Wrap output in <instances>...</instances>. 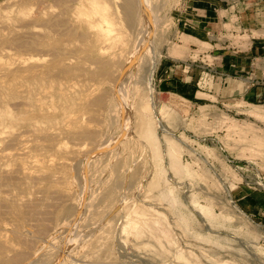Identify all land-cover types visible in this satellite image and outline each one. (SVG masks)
<instances>
[{
  "label": "rangeland",
  "instance_id": "374dc122",
  "mask_svg": "<svg viewBox=\"0 0 264 264\" xmlns=\"http://www.w3.org/2000/svg\"><path fill=\"white\" fill-rule=\"evenodd\" d=\"M0 264H264V0H0Z\"/></svg>",
  "mask_w": 264,
  "mask_h": 264
},
{
  "label": "crops",
  "instance_id": "0c3cea01",
  "mask_svg": "<svg viewBox=\"0 0 264 264\" xmlns=\"http://www.w3.org/2000/svg\"><path fill=\"white\" fill-rule=\"evenodd\" d=\"M222 67V66H221ZM231 67H234L233 65H229V64H225L224 65V69L223 68H221V70H220V72L222 73V71H229L230 70V68ZM244 84V83H243ZM246 87H243V90H244V92H243V94H246L247 93V91H248V85H245Z\"/></svg>",
  "mask_w": 264,
  "mask_h": 264
},
{
  "label": "bare ground",
  "instance_id": "6f19581e",
  "mask_svg": "<svg viewBox=\"0 0 264 264\" xmlns=\"http://www.w3.org/2000/svg\"><path fill=\"white\" fill-rule=\"evenodd\" d=\"M126 1H127V0H126ZM128 1H130V0H128ZM127 4L129 5V3H128V2H127ZM132 4H133V3H131V5H130L131 7L133 6ZM126 7H128V6H126ZM131 7H130V8H131ZM130 8H128V9H130ZM126 9H127V8H126ZM131 10H132V9H131ZM127 11L129 12V13H127V15H128V14L130 15V18H129V17H127V18H129V19H130V20H128V21L130 22V21H131V13H130V11H129V10H126V12H127ZM132 19H133V18H132ZM37 252H38V251H37ZM36 254H37V253H36Z\"/></svg>",
  "mask_w": 264,
  "mask_h": 264
}]
</instances>
